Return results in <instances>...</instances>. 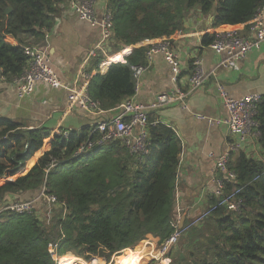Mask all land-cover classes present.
<instances>
[{"label": "trees", "instance_id": "trees-1", "mask_svg": "<svg viewBox=\"0 0 264 264\" xmlns=\"http://www.w3.org/2000/svg\"><path fill=\"white\" fill-rule=\"evenodd\" d=\"M70 1L0 0V75L5 80L12 82L22 73L27 62L23 48L43 46L60 6ZM105 1L113 21L112 49L134 48L119 62L129 48L122 50L120 60L90 80L88 94L102 111L116 109L135 94L132 67L145 65L147 50L136 45L178 36L193 10L202 15L213 12L212 29H218L247 25L264 6V0ZM215 36H202L201 48H208ZM104 59L102 54L94 58L92 69L99 71ZM255 110L258 145L264 153V95ZM148 122V152L141 159L132 157L117 142L76 155L90 137V127H85L66 138L53 134L49 151L20 176L50 137V130L28 129L0 118V183L5 180L0 185V206L11 204L3 201L7 195L29 191L44 189L56 197L54 204L38 199L31 214L0 210V264H56L48 251L50 245L61 257L58 264L64 263L66 254L84 260L97 258L86 264H103L98 258L109 262L148 236L157 238L158 244L169 239L175 231V189L182 147L171 128L153 125L149 118ZM229 169L236 179L225 187L223 197L235 190V197L242 202L239 212L230 213L219 206L222 200L212 193L202 212L212 205L216 211L206 219V226L200 227L205 220L182 233L178 241L183 251L175 258L177 264H264V161L239 154L230 159ZM45 208L50 214L49 227L36 215ZM192 221L186 220L183 228ZM203 228L208 235L195 232Z\"/></svg>", "mask_w": 264, "mask_h": 264}, {"label": "crops", "instance_id": "crops-1", "mask_svg": "<svg viewBox=\"0 0 264 264\" xmlns=\"http://www.w3.org/2000/svg\"><path fill=\"white\" fill-rule=\"evenodd\" d=\"M106 8L105 0H95L96 12L101 15ZM264 17V6L261 8ZM213 12L202 15L198 10L190 12L184 23V30L176 36L173 48L180 60L181 74L176 82L171 80V71L160 55H154L148 69L141 75L135 94L131 97L136 103L151 105L155 103L157 95L168 92L187 93L183 104L180 101L171 102L149 110L152 124H163L171 128L181 142L179 165L175 189V211L181 210L180 222L199 214L209 204L213 192L214 161L210 154L220 155L228 150V144L235 141L228 135L223 125H210L207 119H197L201 115L208 119H224L223 109L217 90L216 82L225 86L231 98H242L251 94L264 95V42L259 49L250 52L232 69H222L218 65L225 59L223 55L214 54L209 48H201V39L205 34H217L221 31H236L248 36L247 25L221 26L212 29ZM99 40V30L91 27L75 17L68 6L61 5L55 19L54 27L44 41L48 64L60 80L62 86L53 89L46 84L39 83L34 92L18 99L14 84L0 75V118L19 122L28 129L46 128L50 130V137L44 142L41 150L36 153L20 172L26 174L38 159L50 149L53 134L58 131L79 132L85 127H91L98 122L106 121L117 114L115 110L84 111L69 106V88L89 85L94 75H103L109 66L121 59L122 50L129 48L127 57L134 47L112 49V42L107 45L106 56L99 71L92 69L93 59L87 57L88 51ZM8 41L16 45V42ZM144 43V42H143ZM143 43L136 45L140 47ZM201 48V49H200ZM200 58L207 79L192 93L189 87L192 62ZM126 100V99H125ZM123 100L119 105H121ZM118 105V106H119ZM259 145L250 139L241 151L231 150L230 159L235 160L239 154L247 158H256ZM89 153V152H87ZM86 153V154H87ZM5 182L2 181L0 185ZM40 194L29 191L21 195H7L3 201L13 203L25 199H35ZM4 203V204H7ZM3 206V204L1 205ZM0 206V207H1ZM44 206L41 204V207ZM152 239V238H151ZM67 255V254H66Z\"/></svg>", "mask_w": 264, "mask_h": 264}, {"label": "built area", "instance_id": "built-area-1", "mask_svg": "<svg viewBox=\"0 0 264 264\" xmlns=\"http://www.w3.org/2000/svg\"><path fill=\"white\" fill-rule=\"evenodd\" d=\"M69 10L77 17L78 20L88 23L91 27L99 30V40L96 45L91 48L87 57L89 59L96 58L99 54L107 55V45L112 41L113 37V21L110 12L104 11L101 15L96 12L95 0H72L68 4ZM248 36L238 34L236 31H221L215 34V40L208 47L214 54L223 55L225 59L218 65L222 69H232L250 52L259 49L264 42V17L261 9L257 10L255 16L247 23ZM49 33L45 34L44 41ZM175 37L154 39L144 42L141 46H146L145 65L132 67L133 79L136 88L141 75L148 69L154 55H160L168 65L171 71V80L176 82L181 74L180 60L174 51L173 43ZM24 54L27 56V62L22 73L15 78L14 84L16 96L18 99H24L30 96L39 83L46 84L53 89L62 86L60 80L53 72L48 64V58L44 46H25ZM102 64V63H101ZM100 64V65H101ZM191 75L189 77V87L192 93L207 79V72L204 70L202 60L196 58L192 62ZM3 78V77H2ZM216 90L223 109L226 112L224 119H208L201 115H195L197 119H207L210 125H223L228 135L235 138V141L228 144V150L220 155L210 154L209 158L214 161V177H213V194L221 199L219 206H224L230 213H238L242 202L235 195L236 192L227 197H223L225 187L236 179L235 172L229 169V152L231 150L241 151L250 139L258 140V125L255 120L256 104L261 102V95L249 94L242 98H231L225 87L216 82ZM187 93L181 92H164L157 95L155 103L144 105L136 103L131 98L126 99L121 105L117 106V114H114L109 120L98 122L90 127V137L85 140L75 152L76 155H84L97 148H103L109 144L119 143L128 153L136 158L141 159L148 152V122L149 110L158 108L171 102L180 101L183 104ZM69 106L73 109L79 108L84 111H98V104L93 102L88 94V85L76 88L75 85L69 88L68 94ZM187 110L185 104L182 105ZM115 110V109H114ZM62 137L69 136L71 131H58ZM235 197V198H234ZM38 199L45 200L49 204H54L56 197L54 195L44 193L41 190L39 196L31 201H17L10 205L1 207L0 210L10 211L15 214H31ZM216 206H210L203 212L190 217L193 221L188 226L179 228L181 210L177 209V215L173 227L174 233L165 242L158 244V239H151L149 244L150 252H153L154 261L159 264H170V254L172 249L176 247L178 240L183 232L191 227L202 224L213 212ZM189 218V219H190ZM51 246V245H50ZM50 253L53 260H56L55 248Z\"/></svg>", "mask_w": 264, "mask_h": 264}, {"label": "rangeland", "instance_id": "rangeland-1", "mask_svg": "<svg viewBox=\"0 0 264 264\" xmlns=\"http://www.w3.org/2000/svg\"><path fill=\"white\" fill-rule=\"evenodd\" d=\"M255 142L258 144V140L257 139H256ZM253 154L256 155V158H255L256 160L259 159L260 161H262V160L264 161V153L262 152L261 149H259L256 153H253ZM45 211H48V210L46 208L45 209H41V212L37 213L36 215H37V217L40 218V220H44L45 225H47L49 227L50 226L49 223L51 222L50 221V214L48 212L46 213ZM55 211H58V210H55ZM63 217L64 216H62V218ZM206 224H207V220L200 227L202 228L203 226H206ZM202 231H204V228L200 229L198 231H195V232H201V234L202 235L204 234L205 236L208 235L207 229L204 231V233H202ZM152 239L154 240L155 238H152ZM150 240L151 239H147L146 238L144 241L139 243L134 249L130 250L132 253L140 252V257H142L141 264H159L158 262L152 260L153 259V257H152L153 253L152 252L149 253L150 248H151L149 246V244H151ZM128 250L129 249H127L125 251H122L118 255H114L109 260V262H106V260L104 258H98V259H101L103 261V264H117L118 261H121L120 258H122L124 255H126ZM48 251L50 253H52L53 252V248L51 246H49L48 247ZM177 251L179 253L176 254ZM182 251H183V249H182V247H181V245L179 244V241H178L176 247L174 248V250L170 254V262H171L170 264H177L178 263V260L175 261V258L178 255H180ZM54 254L56 256V260L55 261L57 262V260H59L61 257L57 256L56 252ZM175 254H176V256H175ZM94 259H97V258H92L90 260H84V259H82L80 257H76V256H74L72 254H67V255L64 256V263L63 264H86L85 262H91ZM56 264H58V263H56ZM98 264H102V263H98Z\"/></svg>", "mask_w": 264, "mask_h": 264}, {"label": "bare ground", "instance_id": "bare-ground-1", "mask_svg": "<svg viewBox=\"0 0 264 264\" xmlns=\"http://www.w3.org/2000/svg\"><path fill=\"white\" fill-rule=\"evenodd\" d=\"M120 259L121 261H118L117 264H141L142 257H140V252L132 253L128 250L126 255Z\"/></svg>", "mask_w": 264, "mask_h": 264}, {"label": "water", "instance_id": "water-1", "mask_svg": "<svg viewBox=\"0 0 264 264\" xmlns=\"http://www.w3.org/2000/svg\"><path fill=\"white\" fill-rule=\"evenodd\" d=\"M10 11V9H8V10H6V12L5 13H8ZM181 221V220H180ZM182 223L183 222H180V224H179V228H181V226H182Z\"/></svg>", "mask_w": 264, "mask_h": 264}, {"label": "clouds", "instance_id": "clouds-1", "mask_svg": "<svg viewBox=\"0 0 264 264\" xmlns=\"http://www.w3.org/2000/svg\"><path fill=\"white\" fill-rule=\"evenodd\" d=\"M183 223H184V222H183ZM183 223H182V225H183ZM148 237H152V236H148ZM152 238H153V237H152ZM54 262L57 263L55 260H54Z\"/></svg>", "mask_w": 264, "mask_h": 264}]
</instances>
